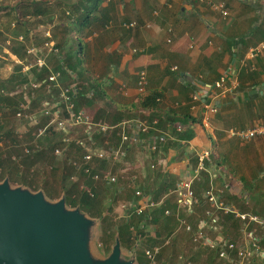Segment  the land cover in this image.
I'll return each mask as SVG.
<instances>
[{
	"label": "crops",
	"instance_id": "crops-1",
	"mask_svg": "<svg viewBox=\"0 0 264 264\" xmlns=\"http://www.w3.org/2000/svg\"><path fill=\"white\" fill-rule=\"evenodd\" d=\"M42 1L51 7L57 3ZM63 1L66 6H75L77 0ZM211 4H222L228 14L223 16ZM75 10L74 16L79 14ZM68 11L63 9L62 16L54 13L52 23L44 15L33 17L44 19L51 47L58 48L55 41L60 34L54 25L61 30ZM90 18L94 23L79 34L87 52L84 66L99 71L96 78L106 83L102 98L86 109L93 113L102 109L99 114L111 120L110 125L118 126L114 134L113 130L107 133L110 147L120 144L121 131L137 137V142L127 144L121 159L102 160L95 168L99 174L116 177L114 183L101 180L114 187L113 200L121 197L123 215L139 218L134 233L142 238H163L150 245L163 244L158 262L167 243L166 230H170L173 242L179 241L180 218L191 222V231L185 229L188 233L194 236L200 230L202 236L218 245L214 250L202 244L205 264H229L228 259L218 256L226 241L246 247L243 264H259L263 252L260 256L254 252L247 235L250 232L260 238L264 228L250 222L244 230L233 213H225L218 205L257 215L264 221V136L239 140L227 134L230 128L264 123V54L251 59L248 54L264 39V0H100ZM40 49L49 69V53ZM112 62L116 71L110 69ZM142 70L147 79L144 92L137 84ZM222 76L233 86L225 94L214 87ZM152 91L159 94L156 106L137 109L136 104ZM194 92L199 93V101L193 100ZM207 103H213L216 112L210 111ZM116 117L121 120L112 124ZM143 123L148 125L146 131L140 128ZM177 125L182 126L181 131H177ZM159 134L166 138L165 143L152 151L150 146ZM205 150L209 153L205 168L192 184L196 201L188 208L180 204L174 190L181 180L192 176L197 155ZM136 190L141 196H135ZM148 198L154 205L143 215L126 207L140 205ZM105 200L104 210H114V206L109 208L110 199L107 206ZM209 213L217 220L214 227L209 219L205 226L200 224ZM260 244L264 250V242ZM123 249L136 254V248ZM225 250L228 257L235 256V250Z\"/></svg>",
	"mask_w": 264,
	"mask_h": 264
},
{
	"label": "rangeland",
	"instance_id": "rangeland-1",
	"mask_svg": "<svg viewBox=\"0 0 264 264\" xmlns=\"http://www.w3.org/2000/svg\"><path fill=\"white\" fill-rule=\"evenodd\" d=\"M18 1L21 0H0V7L13 6ZM54 2H57L56 6H53L54 13L58 16H62L63 9L68 10L69 6H66L63 0H54ZM7 10V8H5L4 10H0V93L4 92L13 97L16 102H20L21 108L19 111H16L15 114L12 113V110H6V113L2 114V116H4L3 122L7 125V128L13 129L17 132L15 134H12L9 138L0 141V159L3 163L1 172L3 173V175L5 174V177L9 178V182L12 186H27L21 183L22 181L20 180V176L25 174L33 175L32 177L34 178V180L31 181L32 185L27 187H29L32 191L41 189L45 193V190H47L46 186L49 185L51 186V189H53L56 193L51 195V197H48L46 194L45 195L48 200L55 201L62 195H58V192H60L59 176L60 173L64 171L62 170L64 164L61 163L59 159L54 157V154L51 152L50 147L53 146L54 143L59 142L63 136L56 129V123L52 120V115L44 114V102L48 99H51V97L48 96L47 87H45L43 83H39V85H37L36 87L32 86V83L35 82V74L31 71L32 68H34V66H31L34 63V56L29 55L26 51L25 60H19V58L12 53L10 47L14 42H16V40H19L25 43L26 50L28 48H32L33 46L34 48H44V51L49 53L48 57L50 58L48 60V66L50 70H53V67L59 60L58 56L60 57V55L52 52V50L50 49L54 47H51L48 44L46 35L47 25L45 24L43 18L34 19L31 16H26L24 17V19L22 18L25 22L24 24H26V28L29 30V34L27 39L22 37H18L16 39L14 38L13 33L17 26L15 24L13 14L16 13V15L19 16L20 11L17 10V12L14 11L7 13ZM66 14L67 13H65V15ZM44 17H46L47 20V16ZM58 34H60L62 38L63 30H59ZM98 73L99 71L95 72L94 70H88L85 76L86 79L84 78L81 80L85 82L92 80L96 78V74ZM46 75L47 74L44 73L42 74L43 79L47 77ZM65 82L64 83L67 85L72 83L73 81H70L69 78ZM79 83L81 84V82ZM27 84L29 86H27ZM66 85L63 86L62 84L61 87H69ZM39 95H43L44 97L41 100L33 102V98H37V96ZM85 111L93 119L95 113L89 111L86 108ZM97 115L95 117H98ZM47 123L49 124V130H47L45 135H39V128ZM83 132V125H69L67 137H69L70 140H73L81 137L83 135ZM25 146L33 150L28 155L23 154V147ZM40 149H42L44 152L43 156L41 157L40 161H37L35 164L31 165V162L35 159L32 160V158H30V160H28L29 157H32L31 155L36 152V150ZM14 155L20 156V160L18 162L12 159V156ZM73 172H75V170H73ZM74 174L83 190L87 189L90 191L93 188L94 190L92 189L91 192H94V195L100 194L102 196L101 198L103 199L106 197V206L107 200L109 201V199V208H112L114 206V210H103L104 212L102 213V215L108 218L106 222L99 217L90 216L98 220L95 236V242L96 244H98L101 237L103 236V229H106L108 231V228L113 221H116L125 216V214L123 215V212L125 210H121V207L119 206L121 197H118L120 198L119 200L118 198L113 200L114 187L105 184V182L101 179L95 181L94 179L91 180L85 175H81V173L75 172ZM4 178H2L0 181H2ZM88 183L91 185V189L89 188L90 186L88 185ZM129 190L133 191V188L130 186ZM131 217L135 218V220L137 218L134 214H131ZM179 219L180 218H178V220ZM186 223L192 227L191 222L187 220ZM178 228L180 230L179 234L181 235L178 242H173L174 238L171 235L170 230H166L164 239L167 243L164 242L166 245L163 248L162 255L157 264H185L188 258H192L199 264H205L204 255L206 251L204 249V246L202 245V240L194 238L192 234L188 233L185 230L184 225L180 226L179 221ZM136 235V232L133 233V235L128 238L129 240L127 244H129L130 246H134ZM151 238L153 237H140L138 241L139 244L136 248L137 251L142 252L143 247H150V245L153 244L154 241L158 242L160 240H163V238H160L158 240H154V238ZM113 242L111 243V246ZM121 246L122 248H127L126 246ZM100 247L101 246L98 247L100 252L106 254L107 252H104Z\"/></svg>",
	"mask_w": 264,
	"mask_h": 264
},
{
	"label": "trees",
	"instance_id": "trees-1",
	"mask_svg": "<svg viewBox=\"0 0 264 264\" xmlns=\"http://www.w3.org/2000/svg\"><path fill=\"white\" fill-rule=\"evenodd\" d=\"M100 0H77L76 5L73 4L68 7L69 11L66 14V19L64 22V26L61 30H63L62 38L59 36L57 38V41H55V46L59 49V60L57 61L56 65L53 67V70H49L47 66H44L42 68L34 67L32 68V72L35 74V79L41 81L43 79L42 74H47L48 76L51 72L58 73V83L61 85H66L65 81H67L70 78V81H73L70 84H67L66 86H72L73 90V105L74 110L79 111L83 108H89L94 105L96 99L102 98V95H104V92L102 90V86L105 82V80H101L98 78H94L92 80H89L87 82L81 80L84 79L86 76V73L88 69L84 66L86 61L87 52L84 50L82 46V40L79 38L80 33H84V29L88 28L92 23H94L95 20H91V15L93 12L98 8ZM7 8V13L14 12L19 10L20 15L17 16L16 13L13 14L16 28L14 30V38L22 37L27 39L29 30L26 28V24H24V17H39V16H47L49 21L53 22V7L47 6L44 1L42 0H29V1H18L13 6H5L0 7V10H4ZM74 8H76L75 11H78L79 14L74 16ZM23 18V19H22ZM70 19V20H69ZM66 23V24H65ZM56 28V29H55ZM58 25H54L55 32L59 33ZM71 34L72 36H69ZM74 34V37H73ZM57 37V36H55ZM75 46V47H74ZM10 50L14 55H16L19 60H25L26 55V48L25 43L19 40H16V42L11 45ZM63 51V53H62ZM113 64L110 69H114L116 71V64L112 62ZM47 65V63H46ZM86 79V78H85ZM81 80V81H79ZM65 82V83H64ZM81 82V84L79 83ZM27 86H29L27 84ZM53 92H57V90H52ZM48 93V92H47ZM49 96V94H48ZM44 96L39 95L37 98H33V102L37 100H41ZM159 94L157 92H150L146 96H144L141 101L136 104V108H146V109H153L156 104L158 103ZM20 102H16L13 97L8 95L7 93H0V141L5 140L6 138H9L12 134H15L17 131L13 129L7 128V125L3 122L2 114L6 113V110H12V113L15 114L16 111L20 110ZM103 112L102 109L98 108L95 112L94 117L97 114H101ZM97 115L98 117H93L94 121H103L106 123H110L111 120H106L105 116ZM96 119V120H95ZM105 120V121H104ZM121 120L120 117H116L112 119V124H116ZM150 122V121H149ZM108 123V124H109ZM116 130V129H115ZM115 130L112 131L111 134L115 133ZM59 131V130H58ZM60 134H62V139L59 142H56L53 144V146L50 147L51 152L54 154L55 147H61L63 149V154L60 158L54 155L57 159L61 161V163L64 164L62 167L64 171L60 173L59 176V185H60V192H58V195L63 194L66 200V204L69 207H76L78 206L83 212L88 213L90 216L99 217L103 221L108 220V218L104 217L102 213L105 209L104 205V199H101V197H98L94 195V192H91L93 189L91 185L89 190H83V188L79 185L78 179L75 178V172L81 173V175H85L89 177L91 180H93V175L95 173H98L95 166L97 162L100 161H93L90 163H85L82 160L83 155V148L76 144L75 139L71 140L70 142H65L63 138L67 136V133H65L64 130L59 131ZM86 135L85 129L83 132V135L81 137H84ZM160 135V134H159ZM157 135V139L158 136ZM180 135V134H179ZM178 135V136H179ZM107 138V134H98L94 135L93 139L96 142L101 143L104 139ZM156 139V141H157ZM165 141L162 143L164 144ZM35 151V150H34ZM44 152L42 149L36 150L31 156L32 158L31 165L35 164L37 161H40L41 157L43 156ZM73 162H76V165L73 164ZM104 162V161H103ZM3 166L2 160L0 159V180L5 177V174L1 172V168ZM16 166V165H15ZM88 168V171L86 172L85 169ZM11 169V166H10ZM16 169V168H15ZM58 169V168H55ZM75 170V172H73ZM10 171V170H7ZM5 173V172H4ZM9 175V174H8ZM33 175L25 174L20 176V180L22 181L24 185L30 186L32 185L31 181L34 180L32 177ZM10 177V176H9ZM47 190H45V194L48 197H51V195L55 194L56 192L51 189V186H46ZM94 190V189H93ZM92 194V195H91ZM139 218H132L131 216L125 215L124 217L113 221L110 224V227L108 228V231L106 229H103V236L101 237L99 244L100 248L104 252H109L111 248V243L113 242L115 235L118 234L121 245L126 246L129 249H133L134 246H130L127 244L128 238L133 235L134 228L138 225ZM109 232V234H108ZM264 240L262 241V243ZM127 244V245H126ZM217 248V247H215ZM214 248V250H216ZM263 248V246H262ZM136 251V257H137V264H148V260L145 257L144 253L141 251ZM158 262H156L157 264Z\"/></svg>",
	"mask_w": 264,
	"mask_h": 264
},
{
	"label": "built area",
	"instance_id": "built-area-1",
	"mask_svg": "<svg viewBox=\"0 0 264 264\" xmlns=\"http://www.w3.org/2000/svg\"><path fill=\"white\" fill-rule=\"evenodd\" d=\"M213 8L219 9L221 14L223 16H226L228 14L227 10L224 8L222 4H211ZM134 23H129L128 26H133ZM52 52L58 54L59 49L58 48H50ZM27 53L31 56H34V63L31 65L32 67H38L42 68L46 65V55L42 52L40 48H28ZM249 57L250 59L260 55L264 54V39L253 46L252 48L249 49ZM35 82L32 83L33 87H36L39 85V83H43L45 87H47V91L49 94V97L51 99H48L44 102V114L45 115H52V120L56 123V129L57 130H64L65 133L68 131V126H78V125H83L85 129L86 135L84 137H79L75 139V142L77 145L81 146L84 150L83 155H82V160L87 164V163H92L94 160H119L121 159L122 156L125 155V149L127 144H130L132 142H137V137L134 134H127L123 131L118 133V136L120 138V144L116 147H110L107 145V140L104 139L101 143L96 142L93 139L94 135L98 134H107L111 130H117L116 125H110L106 122H103L101 120L99 121H94L91 116L86 113L85 110H79L75 111L74 110V105H73V90L72 86L69 87H61L58 83V73L51 72L46 78L42 79L40 82L36 79H34ZM138 90L140 92L145 91V87L147 84V79H146V73L145 71H140L138 74ZM52 87V89H51ZM214 87L218 88L219 94H225L227 92H230L233 90V86L226 84V79L224 76L220 77L215 83ZM53 89H56L57 92L56 94L52 91ZM193 100L199 101L200 100V95L198 92H194L192 96ZM206 107L212 111L216 112L217 107L211 103V104H206ZM143 131H146L148 128V125L146 123H143V125L140 127ZM177 131H181L182 126L177 125L176 126ZM47 130H49V124H45L44 126H41L39 128V135H45ZM227 134L230 137H236L239 140H251L260 136H264V123H258L253 126H248L244 128H230L227 130ZM65 142H70L71 140L69 137L65 136L63 138ZM166 140V138L163 135H159L157 142L153 143L150 146V149L152 151H156L158 148V144L163 143ZM33 151L29 147L25 146L23 147V154L28 155L30 152ZM63 149L61 147H55L54 149V155L60 158L62 156ZM209 153L208 151H201L198 153V163L196 164L195 168L193 169V174L186 180H181L175 188V192H177L179 196V201L180 204H183L184 206H187L188 208L194 204L196 201L194 191L192 189V184L193 182L199 177V174L201 171L205 168V163L206 159H208ZM12 159L16 162L20 160V156H12ZM73 164L76 165V162H73ZM19 165V164H18ZM85 171H88V168L85 169ZM94 179H104L107 183H114L116 181V177L110 175L109 173H95L93 175ZM135 196H141V191L136 190L135 191ZM209 198H212L211 195H209ZM154 205V202L151 199H145L142 204L137 205L135 204L134 206L127 205V208H133L134 213L137 215H143L148 207H151ZM218 207L223 208V211L225 213L231 212L233 213L241 222L244 230L246 229L248 223L254 222L259 224L260 227L264 228V221L257 215L254 214H249V213H241L237 212L235 210H230L228 207H224L222 203L218 205ZM147 215V214H146ZM210 220V224L212 227L216 224V218L212 216V214H208V218L203 219L200 221V224L202 226H205L208 222L207 220ZM180 226H185V229L187 231H191V226L186 223L183 219H179ZM249 237L252 239V246L254 247V252H256L257 255H261L260 259L261 262L259 264H264V250L261 247V241L264 240V236L260 238H255L252 233L248 232ZM141 235L137 233L136 235V241L134 245V249L137 248L139 244V238ZM194 238L201 239L203 242V245L210 246L212 249L215 247H218V245L205 238L202 236L201 231L199 230L196 234H194ZM98 247L100 244H97ZM163 244L161 245H154L152 247H145L143 248V253L145 257L148 260V264H156L157 262V255L161 250ZM225 247L228 249H233L235 250V256L234 257H228L226 255V250ZM217 249V248H215ZM247 255V249L245 246L238 245L233 242H224L222 244L221 249L218 251V256L220 258H226L228 259L229 264H243L244 260ZM185 264H197L196 262L187 259Z\"/></svg>",
	"mask_w": 264,
	"mask_h": 264
},
{
	"label": "water",
	"instance_id": "water-1",
	"mask_svg": "<svg viewBox=\"0 0 264 264\" xmlns=\"http://www.w3.org/2000/svg\"><path fill=\"white\" fill-rule=\"evenodd\" d=\"M97 224L78 206L69 207L63 194L51 201L41 189L0 181V264H137L118 234L101 253Z\"/></svg>",
	"mask_w": 264,
	"mask_h": 264
}]
</instances>
